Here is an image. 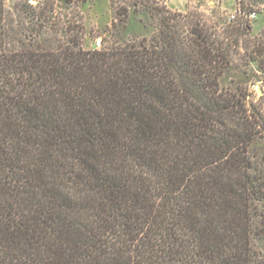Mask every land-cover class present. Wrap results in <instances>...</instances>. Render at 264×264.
<instances>
[{
	"label": "trees",
	"instance_id": "trees-1",
	"mask_svg": "<svg viewBox=\"0 0 264 264\" xmlns=\"http://www.w3.org/2000/svg\"><path fill=\"white\" fill-rule=\"evenodd\" d=\"M36 2L0 0V264H264V38L147 5L85 49Z\"/></svg>",
	"mask_w": 264,
	"mask_h": 264
},
{
	"label": "rangeland",
	"instance_id": "rangeland-1",
	"mask_svg": "<svg viewBox=\"0 0 264 264\" xmlns=\"http://www.w3.org/2000/svg\"><path fill=\"white\" fill-rule=\"evenodd\" d=\"M17 1L19 0H6L11 9H14ZM136 1L137 6L134 4L135 0H55V15L60 21L69 18L74 21L76 26L82 27L83 34L80 37V43L85 49H92L97 40L102 41L101 45H111L116 38L115 31L119 30L123 31V36L127 39H151L159 31V24L158 18L152 16L147 5L182 13L181 18L186 15L189 19H194L200 15L207 24L219 25L224 28L231 23L229 21L230 13L241 3L249 9L257 10L256 18L250 23V37L264 38V0ZM31 2L37 3L36 0H31ZM122 7L128 10V16L127 22L120 24V18L123 16L118 13L122 12ZM115 24L119 26L116 27ZM243 63V68L247 67L249 72L259 75L251 78L253 83L250 84V87L254 91V97L258 98L264 95V93H260V89L264 91V79H261L264 74L259 69V60H252L248 57Z\"/></svg>",
	"mask_w": 264,
	"mask_h": 264
},
{
	"label": "built area",
	"instance_id": "built-area-1",
	"mask_svg": "<svg viewBox=\"0 0 264 264\" xmlns=\"http://www.w3.org/2000/svg\"><path fill=\"white\" fill-rule=\"evenodd\" d=\"M257 16L256 9H249L247 6L243 4H238L237 8L234 9L232 13L229 15V21L231 23H239L242 22L243 24L251 23L254 18ZM101 40L96 41V45L94 47L99 48L101 47Z\"/></svg>",
	"mask_w": 264,
	"mask_h": 264
},
{
	"label": "water",
	"instance_id": "water-1",
	"mask_svg": "<svg viewBox=\"0 0 264 264\" xmlns=\"http://www.w3.org/2000/svg\"><path fill=\"white\" fill-rule=\"evenodd\" d=\"M260 93H261V94H263V93H264V91H263L262 89H260Z\"/></svg>",
	"mask_w": 264,
	"mask_h": 264
}]
</instances>
